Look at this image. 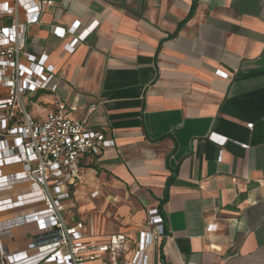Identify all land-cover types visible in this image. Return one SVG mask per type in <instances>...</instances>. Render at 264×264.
<instances>
[{
    "label": "crops",
    "instance_id": "obj_1",
    "mask_svg": "<svg viewBox=\"0 0 264 264\" xmlns=\"http://www.w3.org/2000/svg\"><path fill=\"white\" fill-rule=\"evenodd\" d=\"M75 22L94 31L69 53L71 36L56 30ZM24 38L55 66L69 112L88 114L114 141L85 158L71 197L97 166L131 188L144 219L161 210L169 238L155 244V260L264 264V0H53ZM53 97L35 95L33 115L45 116ZM24 213L0 207L6 253L38 240ZM23 255L10 259H35Z\"/></svg>",
    "mask_w": 264,
    "mask_h": 264
},
{
    "label": "built area",
    "instance_id": "obj_2",
    "mask_svg": "<svg viewBox=\"0 0 264 264\" xmlns=\"http://www.w3.org/2000/svg\"><path fill=\"white\" fill-rule=\"evenodd\" d=\"M52 3L53 0H0V20L13 19L10 26L0 25V207L22 203L21 197H12L8 192L9 177L1 173L7 170L9 175L20 176L26 182L30 223L34 233L43 234L24 251L6 253L0 243L1 264H15L16 259L10 257L19 253H24L20 261L35 257L31 264H164L154 259L155 244L169 238L159 207L148 209L147 222L135 235L113 232L88 237L81 222L70 225L65 220L69 187L82 179L85 158L100 155L114 141L107 137V127L89 125L88 114L75 116L69 112L76 107H68L60 96L59 78L48 55L37 56L27 50L26 28L39 22ZM21 10L24 23L19 21ZM79 26L75 22L69 30H56L62 37L71 36L64 45L69 53L94 31L89 28L79 33ZM222 75L228 77L226 73ZM41 92L54 96L53 108L45 116L31 115L26 100ZM31 104L39 110L38 98ZM93 110L91 106L88 113ZM247 127L252 128L253 123Z\"/></svg>",
    "mask_w": 264,
    "mask_h": 264
},
{
    "label": "rangeland",
    "instance_id": "obj_3",
    "mask_svg": "<svg viewBox=\"0 0 264 264\" xmlns=\"http://www.w3.org/2000/svg\"><path fill=\"white\" fill-rule=\"evenodd\" d=\"M35 100L34 98L26 100V108L31 115L35 111L31 102ZM95 167L98 169L97 172H91L92 175L78 187V191L72 197L70 196L67 201L66 222L70 225L81 222L87 230L88 237H104L116 231H126L131 235H135L148 219V217L144 219L143 207L138 196L131 188L125 186L110 174L102 172L97 166ZM4 171L2 170L1 173H6L10 181V185L7 187L8 192L12 197L15 194L18 198L21 197L20 201L22 203H20V206L26 212L23 215L25 224H29L31 213L26 209L30 206L29 195L25 189L27 184L22 177L9 175L7 170ZM11 206L8 204L9 208ZM41 235L43 234L34 233L31 240ZM26 240L28 241V239ZM154 256H156L155 252Z\"/></svg>",
    "mask_w": 264,
    "mask_h": 264
},
{
    "label": "trees",
    "instance_id": "obj_4",
    "mask_svg": "<svg viewBox=\"0 0 264 264\" xmlns=\"http://www.w3.org/2000/svg\"><path fill=\"white\" fill-rule=\"evenodd\" d=\"M193 11H194V5H193V8H192V10H191V12H190L188 18L192 16ZM169 185H170V181L167 182V186H166V196H165V198H164L163 201H166V198H167V195H168V188H169Z\"/></svg>",
    "mask_w": 264,
    "mask_h": 264
},
{
    "label": "bare ground",
    "instance_id": "obj_5",
    "mask_svg": "<svg viewBox=\"0 0 264 264\" xmlns=\"http://www.w3.org/2000/svg\"><path fill=\"white\" fill-rule=\"evenodd\" d=\"M21 217H23V216H21Z\"/></svg>",
    "mask_w": 264,
    "mask_h": 264
}]
</instances>
